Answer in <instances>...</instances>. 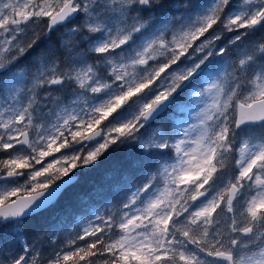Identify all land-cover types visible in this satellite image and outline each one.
I'll list each match as a JSON object with an SVG mask.
<instances>
[{"label":"snow or ice","instance_id":"1","mask_svg":"<svg viewBox=\"0 0 264 264\" xmlns=\"http://www.w3.org/2000/svg\"><path fill=\"white\" fill-rule=\"evenodd\" d=\"M0 264H264V0H0Z\"/></svg>","mask_w":264,"mask_h":264},{"label":"trees","instance_id":"2","mask_svg":"<svg viewBox=\"0 0 264 264\" xmlns=\"http://www.w3.org/2000/svg\"><path fill=\"white\" fill-rule=\"evenodd\" d=\"M55 43V37L49 41ZM126 152L124 150L113 151L109 153L100 164L92 171L82 172L80 174V184L73 190V195L87 193L94 185L104 183L106 175L116 166L125 163ZM51 213H43L29 221L40 219V225L28 224V230L32 233H37L43 230L47 218Z\"/></svg>","mask_w":264,"mask_h":264},{"label":"rangeland","instance_id":"3","mask_svg":"<svg viewBox=\"0 0 264 264\" xmlns=\"http://www.w3.org/2000/svg\"><path fill=\"white\" fill-rule=\"evenodd\" d=\"M41 27H43V25H41ZM54 37H55V34H54ZM40 219H35V221H28V224H37V225H40Z\"/></svg>","mask_w":264,"mask_h":264}]
</instances>
